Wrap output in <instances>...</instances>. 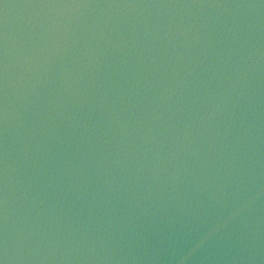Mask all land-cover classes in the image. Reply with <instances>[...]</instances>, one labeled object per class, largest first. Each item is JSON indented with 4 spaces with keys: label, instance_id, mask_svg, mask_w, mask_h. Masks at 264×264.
Returning a JSON list of instances; mask_svg holds the SVG:
<instances>
[{
    "label": "water",
    "instance_id": "obj_1",
    "mask_svg": "<svg viewBox=\"0 0 264 264\" xmlns=\"http://www.w3.org/2000/svg\"><path fill=\"white\" fill-rule=\"evenodd\" d=\"M5 264H264L262 0H0Z\"/></svg>",
    "mask_w": 264,
    "mask_h": 264
},
{
    "label": "snow or ice",
    "instance_id": "obj_2",
    "mask_svg": "<svg viewBox=\"0 0 264 264\" xmlns=\"http://www.w3.org/2000/svg\"><path fill=\"white\" fill-rule=\"evenodd\" d=\"M264 2V0H262ZM0 264H5V261L3 259H0Z\"/></svg>",
    "mask_w": 264,
    "mask_h": 264
}]
</instances>
